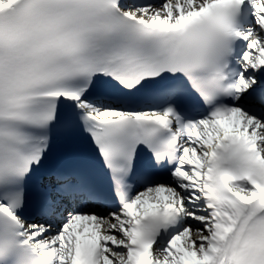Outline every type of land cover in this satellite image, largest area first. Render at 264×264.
Returning <instances> with one entry per match:
<instances>
[{
    "label": "snow or ice",
    "instance_id": "snow-or-ice-1",
    "mask_svg": "<svg viewBox=\"0 0 264 264\" xmlns=\"http://www.w3.org/2000/svg\"><path fill=\"white\" fill-rule=\"evenodd\" d=\"M0 264H264V0H0Z\"/></svg>",
    "mask_w": 264,
    "mask_h": 264
}]
</instances>
